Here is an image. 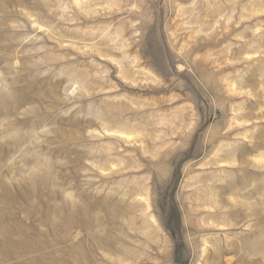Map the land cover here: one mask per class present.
<instances>
[{
    "label": "rangeland",
    "instance_id": "obj_1",
    "mask_svg": "<svg viewBox=\"0 0 264 264\" xmlns=\"http://www.w3.org/2000/svg\"><path fill=\"white\" fill-rule=\"evenodd\" d=\"M0 180V264H264V0H0Z\"/></svg>",
    "mask_w": 264,
    "mask_h": 264
},
{
    "label": "bare ground",
    "instance_id": "obj_2",
    "mask_svg": "<svg viewBox=\"0 0 264 264\" xmlns=\"http://www.w3.org/2000/svg\"><path fill=\"white\" fill-rule=\"evenodd\" d=\"M220 11V10H219ZM228 72V71H227ZM229 74V73H228ZM240 74V73H239ZM224 75V74H223ZM241 80V79H240ZM242 83V82H241ZM237 84V83H236ZM239 152V151H238ZM237 152V153H238ZM237 175V174H236ZM246 175V174H245ZM230 176V175H229ZM234 176V175H233ZM243 176H244V174H243ZM236 177V176H235ZM229 178V177H228ZM227 178V179H228ZM230 178H231V176H230ZM237 178V177H236ZM243 178V177H242ZM244 179H246V177H244ZM221 180V179H220ZM226 180V179H225ZM222 181H223V179H222ZM231 181V180H230ZM236 181H238V179L236 180ZM247 181V180H246ZM228 184V183H227ZM233 184V183H232ZM231 184V185H232ZM212 186V185H211ZM210 186V187H211ZM216 186V185H215ZM220 186V185H219ZM218 186V187H219ZM234 186V185H233ZM207 187V186H206ZM227 187V186H226ZM232 187V186H231ZM235 187H237V186H235ZM235 187H233V190L235 191ZM0 188H2L5 192H6V194L4 195V197H5V200H6V202L8 203V204H13L14 203V201H13V198H12V196L10 195L11 194V192H9L10 190H9V188H10V186L8 185V184H6L4 181H2V180H0ZM212 188V187H211ZM214 188V187H213ZM212 188V189H213ZM1 189V190H2ZM210 189V188H209ZM221 189V188H220ZM2 190V191H3ZM208 190V189H207ZM211 190V189H210ZM229 190V189H228ZM231 190V189H230ZM243 190V189H242ZM206 191V190H205ZM217 191H219V190H217ZM233 191V192H234ZM253 191V190H252ZM207 192V191H206ZM216 192V191H215ZM210 193V192H209ZM212 193V192H211ZM217 193V192H216ZM200 194H203V192L202 193H200ZM208 194V193H207ZM224 194V193H223ZM197 195V194H196ZM255 195V194H254ZM206 196V195H205ZM217 196H219L220 197V195H217ZM227 196V195H226ZM256 196V195H255ZM231 197V196H230ZM236 197V196H235ZM235 197H233V198H235ZM209 198V197H208ZM233 198H232V200H233ZM201 199V198H200ZM213 199V198H212ZM211 199V200H212ZM202 200H203V198H202ZM231 200V201H232ZM235 200V199H234ZM209 201V200H208ZM215 201V200H214ZM218 201H219V199H218ZM228 201H230V200H228ZM203 202V201H202ZM222 202V201H221ZM244 202V201H243ZM208 203V202H207ZM209 203H210V201H209ZM208 203V204H209ZM230 203V202H229ZM232 203V202H231ZM230 203V204H231ZM223 204V203H222ZM228 204V203H227ZM226 204V205H227ZM230 204H228V205H230ZM247 204V203H246ZM120 205V204H119ZM213 205H215L216 206V204H213ZM221 205V204H220ZM243 205V204H242ZM255 205V204H254ZM203 206V205H202ZM205 206H206V204H205ZM208 206H210V205H208ZM222 206V205H221ZM224 206L225 205H223L221 208H224ZM240 206H241V204H240ZM122 207V206H121ZM120 207V208H121ZM207 207V206H206ZM226 207V206H225ZM243 207H244V205H243ZM242 207V208H243ZM123 208V207H122ZM211 209L213 208V207H210ZM229 208V207H228ZM232 208V207H231ZM254 208V207H253ZM255 208H257V207H255ZM226 209V208H225ZM115 210V209H114ZM117 211H118V208L116 209ZM226 210H228V209H226ZM230 210V209H229ZM239 210H241V207L238 209V211ZM243 210V209H242ZM251 210V209H250ZM257 210V209H256ZM255 210V211H256ZM213 211V210H212ZM236 211H237V208H236ZM228 211H226V213H227ZM230 212V211H229ZM228 212V213H229ZM240 212V211H239ZM242 212V211H241ZM115 213H116V211H115ZM210 213H212V212H210ZM243 213V212H242ZM253 213V212H252ZM257 213V212H256ZM119 215H120V213H118ZM118 214H117V216H118ZM204 214V213H203ZM208 214V213H207ZM212 214H214V213H212ZM211 214V215H212ZM230 214V213H229ZM209 215V214H208ZM237 215V214H236ZM3 216V215H2ZM1 216V217H2ZM210 216V215H209ZM208 216V217H209ZM227 216H229V215H227ZM231 216H233V215H230V218H231ZM260 216V215H259ZM0 217V218H1ZM115 217V216H114ZM217 218L219 217V216H216ZM241 217L243 218L244 216H242L241 215ZM2 218H4V217H2ZM1 218V222H0V251H6V253L4 254L3 253V255L2 256H0V263H4V262H6V261H9V260H11V259H13V258H16L17 256H19L21 253H24V252H27V253H32L33 252V250L35 249V248H37V246H38V242H36V239H30V238H28V235L30 236V234H29V232L28 231H26L25 230V232H23V230H22V227L20 226V227H18V228H15V230L14 231H17L18 232V234L20 235V240H18L17 241V239L15 240V239H13L12 237H10V236H7V234L9 233V232H13L12 231V228L10 227V226H5L4 224H2L4 221H2L3 219ZM203 218H206V217H203ZM226 218V217H225ZM109 219V218H108ZM210 219V218H209ZM215 219V218H214ZM213 219V220H214ZM227 219H228V217H227ZM260 219V218H259ZM258 219V220H259ZM231 220V219H230ZM238 220V219H237ZM240 220H241V218H240ZM243 220V219H242ZM245 220V219H244ZM114 221H116V219L114 220ZM114 221H113V223H114ZM118 222L117 223H120L119 222V219L117 220ZM153 221V220H152ZM204 221V220H203ZM235 222H236V220H234ZM93 222V221H92ZM215 222H217V220L215 221ZM221 222V221H220ZM220 222H218V223H220ZM225 222H226V220H225ZM259 222H260V220H259ZM258 222V223H259ZM74 223V222H73ZM87 223H88V221H87ZM214 223V222H213ZM232 223V222H231ZM238 223V222H237ZM236 223V224H237ZM77 224V223H76ZM94 224V223H93ZM114 224H116V223H114ZM221 224H222V222H221ZM119 225V224H118ZM224 225V224H223ZM222 225V226H223ZM227 226H229L228 224H226ZM256 225V224H255ZM260 225V224H259ZM259 225H258V227H259ZM52 226V225H51ZM76 226V225H75ZM90 226V225H89ZM91 226H93V225H91ZM117 226V225H116ZM157 226V225H156ZM221 226V225H220ZM226 226V227H227ZM120 227H121V225H120ZM232 227V226H231ZM58 228V227H57ZM196 228V227H195ZM255 228V227H254ZM55 229V228H54ZM110 229V228H109ZM257 229V228H256ZM52 231H53V227H52V229H51ZM56 230V229H55ZM113 230H115V228L113 229ZM116 230H117V228H116ZM197 230V229H196ZM119 231V230H118ZM257 231H259V230H257ZM56 231H54V233H55ZM114 232V231H113ZM117 232V231H116ZM239 232V231H238ZM261 232V231H260ZM125 233V232H124ZM248 233V232H247ZM112 234H115V233H112ZM160 234V233H159ZM240 234V233H239ZM239 234L237 235V236H239ZM244 234V233H243ZM246 234V233H245ZM251 234V233H250ZM261 234H263V233H261ZM260 234V236H263V235H261ZM100 235V234H99ZM124 235V234H123ZM61 236V235H60ZM121 236H122V233H121ZM235 236V235H234ZM241 236V235H240ZM244 236V235H243ZM246 236H248L247 234H246ZM94 237V236H93ZM93 237H91L92 239H94ZM102 237V236H101ZM107 237V236H106ZM106 237H104V238H106ZM166 237V236H165ZM249 237V236H248ZM248 237H247V239H248ZM256 237V236H255ZM255 237H253V238H255ZM104 238H103V240H104ZM109 238V237H108ZM122 238H124V237H122ZM134 238V237H133ZM215 238H216V236H215ZM250 238V237H249ZM252 238V239H253ZM259 238V237H258ZM91 239V240H92ZM98 239V238H97ZM243 240H244V238H242ZM252 239H250V241L252 240ZM255 239H257V238H255ZM106 240V239H105ZM109 240H110V238H109ZM230 240V239H229ZM239 240H241V239H239ZM263 240V239H262ZM38 241V240H37ZM95 241V240H94ZM99 241V240H98ZM97 241V242H98ZM233 241V240H232ZM236 241V240H235ZM93 242V241H92ZM128 242V241H127ZM252 242V241H251ZM260 242V241H259ZM259 242H257L258 244H260ZM262 242V241H261ZM264 242V241H263ZM104 243V242H103ZM231 243V242H230ZM245 243H246V240H245ZM249 243V242H248ZM127 244V243H126ZM216 244V243H215ZM219 244V243H218ZM225 244H227L226 242H225ZM232 244V243H231ZM236 244V243H235ZM251 244V243H250ZM112 245V244H111ZM128 245L129 244H127V247H128ZM132 245V244H131ZM131 245H129L130 247H131ZM221 245H222V243H221ZM230 245V244H229ZM239 246L240 247V245L239 244H236V246ZM15 246L18 248V249H15ZM76 246V245H75ZM100 246H101V244H100ZM116 246V245H115ZM220 246V245H219ZM259 246H262V245H259ZM39 247V246H38ZM231 247V246H230ZM233 247V246H232ZM231 247V248H232ZM243 247H244V245H243ZM243 247H242V249H243ZM246 247V246H245ZM75 248V247H74ZM78 247L76 246V249H77ZM99 248V247H98ZM112 248V247H111ZM129 248V247H128ZM225 248V247H224ZM234 248H235V246H234ZM246 249H249V248H246ZM251 249V248H250ZM255 249V248H254ZM259 249H261V247L259 248ZM121 250V249H120ZM125 250H126V248H125ZM215 250V249H214ZM229 250V249H228ZM234 250V249H233ZM237 250V249H236ZM252 250V249H251ZM116 251H118V250H116ZM247 251V250H246ZM74 252V251H73ZM122 252V251H121ZM120 252V253H121ZM129 252V251H128ZM131 252H132V250H131ZM130 252V253H131ZM88 253V252H87ZM212 253V252H211ZM221 253V252H220ZM220 253H218V254H220ZM255 253V252H254ZM62 254V253H61ZM65 254V253H64ZM73 254V253H72ZM215 255H216V252H215ZM227 255V254H226ZM228 255H230V254H228ZM244 255H245V253H244ZM256 255V254H255ZM72 256V255H71ZM87 256V255H86ZM211 256V255H210ZM243 256V255H242ZM92 257V256H91ZM213 257V256H212ZM235 257V256H234ZM241 257V256H240ZM247 257V256H246ZM245 257V260L244 261H246V258ZM44 258V257H43ZM73 258H75V257H73ZM126 258V257H125ZM220 258V257H219ZM244 258V257H243ZM59 259H60V257H59ZM58 259V260H59ZM65 259V258H64ZM76 259V258H75ZM236 259V258H235ZM34 260V259H33ZM38 260V258L36 259V261ZM57 260V261H58ZM61 260V259H60ZM59 260V261H60ZM73 260V259H72ZM71 260V261H72ZM89 260H90V258H89ZM217 260V259H216ZM240 260H241V258H240ZM240 260H238L239 262H241ZM244 261H243V264H244ZM251 261V260H250ZM32 262V261H31ZM39 262H42V261H40V259H39ZM38 262V263H39ZM44 262V261H43ZM61 262V261H60ZM64 262V261H63ZM68 262V261H67ZM76 262V261H75ZM89 262V261H88ZM234 262V261H233ZM255 262V261H254ZM7 263V262H6ZM36 263V262H35ZM37 263V264H38ZM209 263V262H208ZM18 264V263H17ZM211 264V263H210ZM213 264H214V262H213ZM220 264V263H219ZM233 264V263H232ZM241 264V263H240Z\"/></svg>",
    "mask_w": 264,
    "mask_h": 264
}]
</instances>
